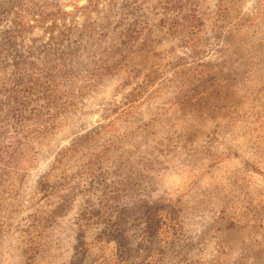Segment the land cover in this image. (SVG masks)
Wrapping results in <instances>:
<instances>
[{
    "label": "rangeland",
    "instance_id": "obj_1",
    "mask_svg": "<svg viewBox=\"0 0 264 264\" xmlns=\"http://www.w3.org/2000/svg\"><path fill=\"white\" fill-rule=\"evenodd\" d=\"M78 244L264 264V0H0V264Z\"/></svg>",
    "mask_w": 264,
    "mask_h": 264
},
{
    "label": "trees",
    "instance_id": "obj_2",
    "mask_svg": "<svg viewBox=\"0 0 264 264\" xmlns=\"http://www.w3.org/2000/svg\"><path fill=\"white\" fill-rule=\"evenodd\" d=\"M101 236L104 237L106 239V241H110V240L116 241L118 244V247L120 248V251H123V249H121V248H124V246L122 245V241L118 237L117 234L107 232V231H105V228H104V230H102L100 232V235L98 236V238H101ZM81 242H82L81 244H83V241H81ZM81 244L77 245L76 253L73 256V260H72L71 264H79L80 263L79 261H80L81 257L79 254L81 253V250L79 248L82 246Z\"/></svg>",
    "mask_w": 264,
    "mask_h": 264
}]
</instances>
